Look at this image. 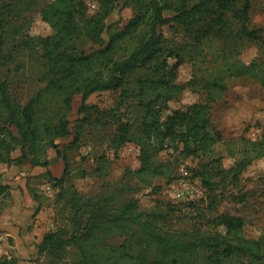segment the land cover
I'll return each mask as SVG.
<instances>
[{"label": "rangeland", "instance_id": "obj_1", "mask_svg": "<svg viewBox=\"0 0 264 264\" xmlns=\"http://www.w3.org/2000/svg\"><path fill=\"white\" fill-rule=\"evenodd\" d=\"M52 1L0 0V83L16 109L34 98L32 125L18 129L8 121L0 97V141L5 143L0 153L9 157L0 158V233L7 235L0 264H78L86 252L75 241L37 251L44 234L58 231L67 238L74 229L77 239L89 247L91 260L99 263V254L90 256L94 244L117 261L110 247H118L124 235L104 214L111 217L123 203L133 201L142 218H155L173 233L197 228L224 233L210 223L224 214L244 220L243 237H264V154L246 152L252 145L249 140H264V35L241 33L240 19L232 10L212 12L186 26L158 25L162 51H173L168 64L181 59L169 86L155 88L152 70L138 67L123 87L90 94L85 101L88 111L81 112L82 93L74 92L67 104L68 91L83 77L97 72L106 76L113 61L142 41L154 4L171 16L197 0H115L97 38L88 33V21L98 5H87L82 15L77 12L76 35L63 47L83 58L69 76H62L59 68L50 81L42 45L34 38L53 32L40 15ZM250 4L248 26L264 27V0ZM136 13L143 15L139 28L111 51L99 52L110 34ZM156 94L159 98L150 109L154 116L164 118L173 109L197 102L208 130L220 138L207 146L190 138L187 150L177 140H166L151 157L157 172L138 174L140 147L148 143L152 149L156 142L146 140L141 131L145 103ZM17 119L22 124L20 113ZM63 119L66 134L61 130ZM120 122L129 123L133 140L113 141ZM21 144L25 154L17 160ZM59 177L62 183L55 180ZM91 225L92 235L86 239L82 233ZM114 264L133 263L121 258Z\"/></svg>", "mask_w": 264, "mask_h": 264}, {"label": "trees", "instance_id": "obj_2", "mask_svg": "<svg viewBox=\"0 0 264 264\" xmlns=\"http://www.w3.org/2000/svg\"><path fill=\"white\" fill-rule=\"evenodd\" d=\"M114 1L96 0L97 11L88 21V33L94 38H97L103 30L101 21L113 6ZM237 5H239V8L236 9L235 6ZM250 6V0H197L188 7L182 5L171 16H164V7L154 4L152 14L149 17V28L142 41L127 56L113 61L106 76H103L102 72H97L83 77L79 85L68 91L65 102L69 104L72 94L81 92L82 102L78 111L86 112L88 107H86L85 101L90 94L96 91L116 90L123 87L128 82V76L134 73V70L138 67L152 70V83L155 88L168 87L169 81L175 76V70L181 59H178L173 65L168 64L167 56L173 55V51L168 50L167 54L162 51L160 44L163 37L160 32H157L158 25L177 22L186 26L192 24L195 20L203 19L205 15L212 12L220 11L221 14L225 10H232L240 19L241 33L250 37L264 35V27L248 26ZM85 8H87L85 0H53L40 12L42 19L53 30L47 35H38L34 38L42 45V56L47 60L50 81L53 80L52 77L59 68V70H62V76H69L75 63L83 58L81 56L76 57L71 53L68 54L63 47L66 41L76 35V15L77 12H81L82 15ZM142 20L143 15L141 13H136L130 17L120 29L110 34L106 45L99 52L106 54L111 51L118 40L136 31ZM1 42L0 38V44ZM59 64H61L60 67ZM137 81L141 82L140 79ZM0 97L7 109L8 121L18 129H20V125H26L27 128H30L33 123L34 98H30L22 108L16 109L7 96L4 83H0ZM158 98L159 95L156 94V97L150 98L145 103L147 110L141 124V131L146 140L150 141L155 138L156 142L151 146L152 149L147 145L148 143H143L140 147L141 163L135 171L138 174H155L157 172L151 157L155 151L163 149L166 140H177L182 143L183 149L187 150L190 138H193V141L202 142V146H207L220 138L219 135L215 139L208 130L206 119L202 116L200 103L195 102L185 109H173L164 118H161L160 116H154L150 111L151 105ZM164 100H168V98L166 97ZM18 110L20 111L18 112ZM19 113L23 117L22 124L17 119ZM61 130L64 134L68 132L65 119L61 122ZM27 132L28 130L24 131V134ZM76 138L77 136H74L73 140ZM130 140H133V138L130 135L129 123L120 122L117 131L113 135V141L120 144ZM249 141L252 145L246 149V152L257 156L264 154L263 138ZM2 144H5L4 140L0 141V145ZM23 149L24 144H21V155L17 160L24 157ZM0 158L9 160L7 153H0ZM244 166L245 164L242 163L240 168H244ZM66 173L67 163L64 165L63 175H66ZM55 180L62 183L63 177L55 178ZM188 205H190V202ZM134 207V201L127 202L117 209L115 215L109 217L104 214L108 221L115 223L122 229L121 233L124 235V239L118 247H110V250L117 255V261L122 258L133 264H247V262L249 264H264V237H243L241 232L245 222L239 216L220 214L210 220V223H214L215 226L222 227L224 233L217 230L209 232L200 228L191 229L186 233L177 231L173 233L166 227L158 225L155 218H142L141 212L134 211ZM92 228L93 225L87 229L84 228L82 234L86 239L92 235L90 232ZM101 229L103 227L99 228V230ZM77 238L76 229L71 231L67 238H62L58 231L48 232L42 236L37 251L42 252L55 245L61 247L62 244L75 241L80 249L86 252L81 254L82 261L78 264H114V262H117H113L110 256L101 253L94 244H91L94 254L90 256L99 254V263L91 260L87 253L89 247L84 246ZM242 255L247 256L248 260L240 259Z\"/></svg>", "mask_w": 264, "mask_h": 264}, {"label": "built area", "instance_id": "obj_3", "mask_svg": "<svg viewBox=\"0 0 264 264\" xmlns=\"http://www.w3.org/2000/svg\"><path fill=\"white\" fill-rule=\"evenodd\" d=\"M85 3L88 6H95L97 4L96 0H85ZM180 170H184V167H180ZM7 241V235L4 233H0V252H2V248L5 246Z\"/></svg>", "mask_w": 264, "mask_h": 264}]
</instances>
